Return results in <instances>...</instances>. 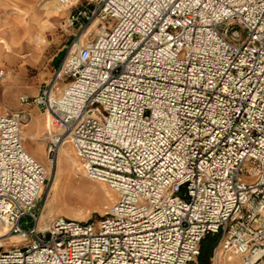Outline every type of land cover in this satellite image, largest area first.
I'll return each instance as SVG.
<instances>
[{
	"label": "built area",
	"instance_id": "1",
	"mask_svg": "<svg viewBox=\"0 0 264 264\" xmlns=\"http://www.w3.org/2000/svg\"><path fill=\"white\" fill-rule=\"evenodd\" d=\"M57 1L100 31L19 102L46 115L50 166L68 143L117 199L96 226L41 224L49 173L23 146L30 115L0 113V223L20 241L0 264H199L206 235L212 261L261 264L264 0Z\"/></svg>",
	"mask_w": 264,
	"mask_h": 264
},
{
	"label": "rangeland",
	"instance_id": "2",
	"mask_svg": "<svg viewBox=\"0 0 264 264\" xmlns=\"http://www.w3.org/2000/svg\"><path fill=\"white\" fill-rule=\"evenodd\" d=\"M42 1L0 0V36H2L5 28L10 27L20 30L21 24L25 22H34L44 26L42 33L44 36L43 42L37 50L23 49L20 51L19 56H21V59L17 62V66H21L19 70L18 68L15 69L14 66L0 63V70L4 71V75L0 77V113L16 112L34 107L33 105H21L19 97L23 95L35 96L38 94L42 86L50 78L55 66L61 61L65 50L74 39L80 38L79 40L84 42L88 38L87 35L84 36V32L87 29L91 34L90 37L95 35V28L97 26L87 28L88 25L84 31L80 32L78 24L71 25L69 23L71 7L66 8L59 16H54L42 9ZM24 56H26V61H24ZM40 117L41 129L39 132L37 134L32 132L29 137L24 138L25 125L30 123L29 119L22 127V136L24 149L43 164L49 173L48 181L39 202L41 224H48L53 218L63 216L96 226L107 207L117 199L116 193H112L105 184L82 177L81 170L76 171L77 176L81 180L79 182L70 178L67 171L64 172L61 186L58 191L54 192V168H49L44 156L46 115L42 113ZM26 143H30L31 147L38 149L40 156L31 152ZM65 145L69 156L79 166L70 145L68 143ZM57 159L58 157L56 161ZM65 166L63 165V167ZM20 225L23 228H27L32 225V222L27 218H22ZM6 230L7 227L0 229V235L5 233L0 236V251L20 243L18 238L13 237L14 235L6 234ZM211 257L212 252L209 257V263L213 264ZM227 258L228 255L221 256L220 261L216 264L228 262ZM231 260L233 261L232 264H240L235 257H231ZM261 264H264V261Z\"/></svg>",
	"mask_w": 264,
	"mask_h": 264
},
{
	"label": "bare ground",
	"instance_id": "3",
	"mask_svg": "<svg viewBox=\"0 0 264 264\" xmlns=\"http://www.w3.org/2000/svg\"><path fill=\"white\" fill-rule=\"evenodd\" d=\"M41 6H42V9H44L47 13L52 14L54 16H59L63 11L66 10V8L69 7V5L60 4L57 0H43ZM95 26L96 24L94 23L92 27H95ZM43 28H44L43 25H38L34 22H25L21 24L20 30H16L10 27L5 28L2 32V36H0V63H2L3 65L7 64L9 66H14L15 69L18 68L19 70L21 66H17V62L19 61V59H21V56H19L20 51L23 49H28L31 51L37 50L39 45L43 42V38H44L42 34ZM99 31H100V28H95V33H98ZM25 57L26 56H24L23 58L25 59ZM26 60L27 59H25L24 61ZM2 73L4 75L3 70H2ZM46 123H47V118H46ZM65 144L66 143H64L63 145L59 147L58 154H57L58 159L54 167L48 164L50 169L54 168L53 170V176L55 178L54 187H53L54 192L58 191V189L60 188L61 180L63 178V173L66 171L68 172L70 178L74 179L77 182L81 181L76 174L77 170L82 171L80 162L78 161L79 166H80L79 167L77 166L76 161L73 158H71V156H69V153L67 152V148ZM63 165H66V166L63 167ZM82 177H86L83 171H82ZM97 182L101 184H105L99 181ZM108 189L112 193L114 192L109 187ZM2 228H5V225L0 223V229ZM4 234L5 233H3L2 235ZM13 237L15 238L16 236L14 235ZM227 260L229 261L223 264L233 263L231 258H227Z\"/></svg>",
	"mask_w": 264,
	"mask_h": 264
},
{
	"label": "crops",
	"instance_id": "4",
	"mask_svg": "<svg viewBox=\"0 0 264 264\" xmlns=\"http://www.w3.org/2000/svg\"><path fill=\"white\" fill-rule=\"evenodd\" d=\"M52 65H53V61H52ZM53 67H54V65H53ZM27 111L30 115V123L25 125L26 127L24 129V135H26V136L24 138L29 137V135L32 132L37 134L39 132V130L41 129V126H40L41 117H40V115L42 114V112L40 111V109L38 107L34 106L32 108H28ZM26 145L31 152H33L37 156H40V151L38 149L31 147L30 143H26ZM223 255H224L223 253L217 255L216 259L214 261H212L213 264H216L218 261H220L221 256H223ZM228 258H231V257H228Z\"/></svg>",
	"mask_w": 264,
	"mask_h": 264
},
{
	"label": "trees",
	"instance_id": "5",
	"mask_svg": "<svg viewBox=\"0 0 264 264\" xmlns=\"http://www.w3.org/2000/svg\"><path fill=\"white\" fill-rule=\"evenodd\" d=\"M217 241V235H206L200 244L199 264H210L209 257Z\"/></svg>",
	"mask_w": 264,
	"mask_h": 264
}]
</instances>
